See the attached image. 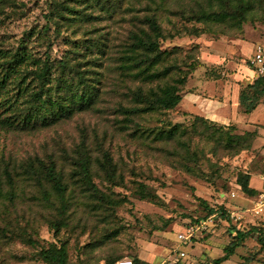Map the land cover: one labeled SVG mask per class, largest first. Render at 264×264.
<instances>
[{
	"label": "rangeland",
	"instance_id": "rangeland-1",
	"mask_svg": "<svg viewBox=\"0 0 264 264\" xmlns=\"http://www.w3.org/2000/svg\"><path fill=\"white\" fill-rule=\"evenodd\" d=\"M244 2L252 6L239 28L228 18L195 23L177 16L184 9L212 11L222 0H0V80L6 81L0 88V264H46L36 253L52 242L66 245L72 261L88 264L125 257L167 264L177 258L179 247L186 256L177 264H215L238 229L257 226L264 233V212L254 211L264 193V176L258 173L253 180L255 187L263 185L256 196L244 193L237 182L241 172L264 173V141L256 138L251 149L228 155L214 129L194 123L198 114L181 107L131 113L138 106L134 92L153 84L127 77L119 62L145 16L154 11L165 30L161 48L170 52V62L186 68L194 58L200 61L188 90L200 89L211 99L226 97L232 104L235 90L261 75L249 59L264 46V0H226V6L236 12ZM193 26L207 32L188 34L191 29L185 28ZM37 59L53 65L46 85L39 79ZM62 59L67 68L61 67ZM178 73L175 69L167 81ZM36 92L70 106L71 112L28 117ZM87 92L89 99L82 100ZM240 118L238 132L259 131V125L248 122L264 123V104ZM169 122L183 124L188 135L159 139L157 130ZM81 151L92 156L94 182L117 204L110 207L85 191L75 165ZM104 152L117 167L115 182L107 180L98 163ZM40 160L56 162L68 187L70 208L57 235L51 224L60 218V202L39 173ZM143 189L157 200L143 199ZM204 200L223 206L229 221L208 216ZM204 221L205 229L180 245L178 233ZM28 237L39 246L25 243ZM222 264H264V250L251 235Z\"/></svg>",
	"mask_w": 264,
	"mask_h": 264
},
{
	"label": "trees",
	"instance_id": "trees-1",
	"mask_svg": "<svg viewBox=\"0 0 264 264\" xmlns=\"http://www.w3.org/2000/svg\"><path fill=\"white\" fill-rule=\"evenodd\" d=\"M251 6L252 4L250 2H244L236 12H232L227 8L226 0H222V4L212 11H208L205 8L199 10L192 8L190 13H186V9H184L181 12H177V16L181 19H185L187 22L193 21L195 23H210L211 21L222 23L227 21L228 18L231 21H236L239 28H241L246 19V13ZM138 29L139 32L133 34L131 41L128 42V47L120 57V68L127 77L141 80L144 83L153 84V86L147 91L140 87L134 92L133 95L138 106L130 109V112L142 115L157 111L168 112L175 110L182 101L183 94L187 91H193L188 90V81L198 68L200 61L198 58H194L189 65L185 66L186 68H181L177 63L172 64L170 62V52L161 48L160 39L165 38V30L156 12L151 11L147 14L143 20L142 26ZM185 29H191L187 33L195 36H201L207 32V30L196 26L192 28L187 27ZM196 49L197 53H199V51L201 52L200 45L197 44ZM5 57L8 58L9 56L5 54ZM16 58H18V54H16ZM167 60L168 63L166 64ZM36 62L40 65V72L38 73L39 79L42 81L43 85H46L45 78L52 70L53 65L49 64L47 59L44 60V62L37 59ZM60 65L63 68L68 67V63L64 59L60 61ZM175 69L179 72V77L177 76V78H173L172 81L170 79L167 81L170 75L173 76ZM5 82V80H0V88ZM154 83L156 84L154 85ZM38 95L39 93L37 92L32 94V107L34 108L28 117L36 119L42 116L46 118L47 114L58 117L71 112L72 108L70 106H61L56 101L53 102L51 99L46 98L41 99ZM89 97L90 94L87 92L81 99L87 100ZM261 103H264V74H261L253 82L248 83L244 88H241L239 93V105L245 114L252 113ZM194 118V123L201 122L208 128L215 130L213 136L216 137L219 144H224V149L229 151L228 155H238L244 150L251 149L258 135V130H248L243 133L238 132V128H240L238 124L227 125L201 115H195ZM196 127L197 126L194 125L193 129ZM188 131V128H184V125L181 123L172 124L169 122L168 128L157 130V137L159 139H178L188 135ZM104 153V159L101 161L98 159V163L102 164L107 180L115 182L117 179V167L113 162L111 154L109 152ZM92 161L90 153L81 151L79 158L75 161V165L78 167L76 173L83 183L85 191L89 192L94 198L105 201L111 207L117 204V202L113 200L112 197L102 192L94 182ZM39 165V173H42L44 178L52 184L60 202V218L51 224V227L54 228L55 234L57 235L61 227L65 225L64 217L70 208V201L67 195L68 187L64 182L63 174L57 168L56 162L40 160ZM8 177L10 178L11 175L9 174ZM251 179L252 175L250 172H241L238 175L237 182L244 193L250 196L259 195L261 191L251 185ZM139 194L143 199L150 197L157 200L158 198V195L151 194L144 189L141 190ZM45 197L48 199L50 198L49 194H45ZM203 202L208 209V216L218 214L220 218L229 221L230 214L223 206L215 208L209 206L208 202L205 200ZM196 221H199V219ZM251 235L256 236L261 244L262 250H264V233L262 230L257 226H253L248 230L238 229L231 242L224 249V254L215 259L214 263L222 264L235 256L238 249L244 245ZM24 241L33 247L39 246V241L33 237H28ZM36 257L46 264H88L84 261H72L66 245L62 244L58 246L54 242L50 243L48 247H41L40 250L37 251ZM120 259L122 258H118L117 260L109 258L107 263L115 264ZM252 259H255V256L247 258L249 261ZM133 261L134 264H152L139 257H135Z\"/></svg>",
	"mask_w": 264,
	"mask_h": 264
},
{
	"label": "crops",
	"instance_id": "crops-1",
	"mask_svg": "<svg viewBox=\"0 0 264 264\" xmlns=\"http://www.w3.org/2000/svg\"><path fill=\"white\" fill-rule=\"evenodd\" d=\"M197 90L185 92L183 94V99L178 105V107H181L187 113H195L223 124H229L230 122H235L236 124H238L239 127H240L239 123H241L240 116L243 115L246 117V115H248L241 112V108L239 105L240 88L235 90V94L233 98L234 100L232 104L230 103V100H228L226 97L211 99L205 97L203 94H200L202 90L200 89L198 91ZM261 104L257 106V108L252 112V114H254L258 110ZM206 107H208L209 109H206ZM246 123L247 122H245V124ZM248 123H250L251 126H254V124L259 125L260 130L258 131L257 139L264 141V135H263L264 123L250 122V121ZM250 173L252 175L251 185L255 187L253 184L254 178L259 177L261 174L264 176V173L262 171L250 172ZM258 173L260 175H257ZM263 183L264 180L262 181V184ZM262 187L261 188L255 187V188L261 191Z\"/></svg>",
	"mask_w": 264,
	"mask_h": 264
},
{
	"label": "built area",
	"instance_id": "built-area-1",
	"mask_svg": "<svg viewBox=\"0 0 264 264\" xmlns=\"http://www.w3.org/2000/svg\"><path fill=\"white\" fill-rule=\"evenodd\" d=\"M249 63L253 66L257 72L264 74V46H258L253 56L250 57ZM254 211L257 213L264 212V193L260 195V198L256 202ZM207 222L194 223L188 226L184 231L178 233L177 238L180 245L186 246L192 242V239L196 237L197 233L203 228L205 229ZM186 256V251L183 247H179L177 250V258H169L167 264H177L180 259ZM115 264H134L133 259L129 257L118 260Z\"/></svg>",
	"mask_w": 264,
	"mask_h": 264
}]
</instances>
